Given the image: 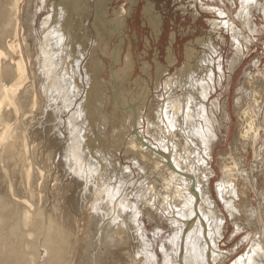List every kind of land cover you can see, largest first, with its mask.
Wrapping results in <instances>:
<instances>
[{
  "label": "bare ground",
  "instance_id": "bare-ground-1",
  "mask_svg": "<svg viewBox=\"0 0 264 264\" xmlns=\"http://www.w3.org/2000/svg\"><path fill=\"white\" fill-rule=\"evenodd\" d=\"M113 1L0 0V264H264L260 58L230 99L245 50L264 34L255 17L264 19V0H218L231 6L211 7L228 18L210 21L233 38L227 68L188 46L170 77L157 64L154 94L150 78L124 87L135 62L134 39L123 37L134 0L111 13ZM232 112L237 133L219 153L213 190L210 158L228 142ZM229 221L238 233L255 230L235 259L221 247Z\"/></svg>",
  "mask_w": 264,
  "mask_h": 264
},
{
  "label": "rangeland",
  "instance_id": "rangeland-1",
  "mask_svg": "<svg viewBox=\"0 0 264 264\" xmlns=\"http://www.w3.org/2000/svg\"><path fill=\"white\" fill-rule=\"evenodd\" d=\"M199 1L202 3H200ZM218 3H221V4H218ZM223 4H224V8H223ZM129 5L130 4L128 2H126V0H117V1L114 0L110 4V12L113 13L112 8H113L114 12L115 11L117 12L121 9L128 10L130 8ZM261 5H262V3L260 4V6ZM177 6L178 7L180 6V8H178ZM211 7H216V8L220 7L221 9L223 8L224 10H228V8L231 6L227 5L225 1L219 2L218 0L217 1L216 0H186V1L185 0H136V4H135V0H134V9H135L133 12L134 14L132 17L128 18L130 25L128 24L127 30H125V35H123V37L125 38V37L131 35L132 40L134 39L133 40V43H134L133 44V52H134V56H135V59H134L135 62H134V68L131 70L132 71L131 80L129 81V83L126 84V86L124 85V87L128 91L129 90L131 91L134 88V84L136 83V80H138L140 78L141 81H147L148 82L149 78H150V81H149L150 83L148 82V84L153 89V94L156 93V91L154 89V81L155 80H153V79H155L157 76L155 74L156 69H157V64L159 63L162 67L163 66L166 67V68L163 67L165 70L163 73L164 78L166 79L168 76L170 77L172 74H174V72L178 68L183 67L182 65H184V61H185L184 60L185 52H186V49L188 46L192 47L196 51H198L199 55L204 56V54H205V57H206V55H208L209 58L213 57L217 60V59L221 58V56H222L223 66H225V68H227L228 61L231 59L232 54H233V49H234V47L232 46L233 38L230 35V32H227L224 27H221L220 28L221 32H218V33L216 31L214 32L213 30H211L213 28V26L210 24V21H213L215 19L219 20V21L225 20L228 17L222 16L223 17L222 18L215 11V9H211ZM183 8H185L186 10L185 9L183 10ZM208 8H210L212 11ZM146 10H148V11H146ZM136 11H138V13ZM144 11H145V14H144ZM137 14H138L139 18L137 17ZM262 15L263 14H261V12H260V14L257 13L255 16L256 22L258 25H264V19H263ZM193 16L195 18H193ZM113 17L114 16L112 14V16H110V19H113ZM138 20H139V22H138ZM136 21H137V23H136ZM213 29H215V28H213ZM215 34L222 35L224 40H222V38L217 39L215 37ZM256 37H259L260 40L257 42L258 43L257 45L256 44L252 45L249 50H245V53H247L246 58H245L244 63L238 72V75L236 76V79L234 81V85L232 86V92H231V96H230L232 104H233V101L235 98V89L237 87L239 79L241 78V76L243 74L244 69L247 66H249L250 63L253 62V60L256 58H260L262 60L261 68L264 67V34H260ZM120 39L117 40L116 42L117 43L121 42ZM199 39H201L202 41L213 42L218 47V50H219L218 53L214 56L213 55L214 52L211 51V49L208 46L200 45L199 42H196ZM126 44L127 45L125 46V49L127 48V50H125L122 47V52H121V56H120L121 60H120V62L115 64L116 70H118L117 67L119 69L124 67L125 58H126V55L128 53L129 42L127 41ZM123 49H124V51H123ZM142 51H144V54ZM173 58H174V60H173ZM166 59H167V61H166ZM168 60H170L172 62L174 61V62L173 63L171 62V64H170V61H168ZM145 63H147V65L149 64L147 66L148 67L147 72H144L141 69L142 67L145 66ZM153 67H155V68H153ZM216 67H217V64H216ZM145 73L149 77H147V75ZM228 73L229 72L227 69V74ZM154 75H156V76L154 77ZM110 77H111V72L108 68V78H110ZM68 85H69V83H68ZM81 92L83 93V94L81 93L82 98H83L84 97V91L82 90ZM153 94H152V96H153ZM216 96L222 97V100H224L226 97V92L219 89ZM232 114L234 116L233 117L234 120H233V125L231 128V132L229 134L228 142L221 143L219 146H217V149L215 150V154H214V160L212 158H210V161H211L210 166H212L211 167L212 170L215 171L211 175L213 190H215V184L221 180V169L219 168V165H218L219 163L217 161L219 153L223 150L226 151L229 149L231 142L237 133L236 129L238 127V118H237L236 114H234L233 112H232ZM109 128H111V127L109 126L108 129ZM111 130L112 129H109L108 131L111 132ZM122 147H123L122 151L119 153V158L124 165H127L130 163V161L126 159L125 154H124V149L126 147V144L123 143ZM251 158H253L252 155H251ZM239 187H241V185H239ZM256 195H257L256 193H254V192L252 193V196L254 197V201H253L254 205L258 206V197ZM255 196H256V198H255ZM157 222L160 225V227L163 228L164 234L162 237L167 236V234H169L171 232L169 224L165 223V222H161V220H158V219H157ZM154 224H155L154 222L151 223L152 226H154ZM229 227L230 228H228L227 231L225 232V238L223 239V241H221V247L224 250L232 248L233 253H235V255H236L235 257H233L235 259L240 254L245 253L246 249L249 248L248 247V241H247V235L252 230L253 231H255V230L252 227H249L248 230H244L241 233H238L237 232L238 230L236 229V226H234L232 221H229Z\"/></svg>",
  "mask_w": 264,
  "mask_h": 264
},
{
  "label": "snow or ice",
  "instance_id": "snow-or-ice-1",
  "mask_svg": "<svg viewBox=\"0 0 264 264\" xmlns=\"http://www.w3.org/2000/svg\"><path fill=\"white\" fill-rule=\"evenodd\" d=\"M221 15H223V14L221 13Z\"/></svg>",
  "mask_w": 264,
  "mask_h": 264
}]
</instances>
